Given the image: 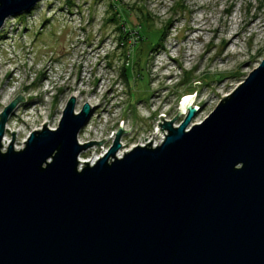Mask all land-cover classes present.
<instances>
[{"label":"water","instance_id":"water-1","mask_svg":"<svg viewBox=\"0 0 264 264\" xmlns=\"http://www.w3.org/2000/svg\"><path fill=\"white\" fill-rule=\"evenodd\" d=\"M39 1L0 0V30ZM188 96L161 144L117 157L120 124L91 165L105 140L78 143L93 110L74 97L56 130L3 151L18 95L0 114V264H264V58L199 124Z\"/></svg>","mask_w":264,"mask_h":264},{"label":"rangeland","instance_id":"rangeland-1","mask_svg":"<svg viewBox=\"0 0 264 264\" xmlns=\"http://www.w3.org/2000/svg\"><path fill=\"white\" fill-rule=\"evenodd\" d=\"M87 2L97 17L88 28L66 25L59 14L40 30L46 22L43 17L42 25L27 34L28 43L14 45L15 54L0 49V114L18 95L42 94L47 101L43 114L27 119V126L9 118L1 143L5 139L10 143L15 132L13 148L20 150L29 135L45 123L56 130L68 99L77 93L76 113L85 103L94 104L91 123L78 135V143L108 142L80 158L90 163L103 156L120 124L128 131L119 140L116 155L121 156L142 146L149 136L157 133L163 137L164 133L156 132L159 117L166 122L174 119L184 96L195 95L193 106L199 110L191 124L201 123L264 58V0ZM109 4L119 13L118 24L107 22L112 13ZM97 6L105 8L104 19L96 13ZM168 21L172 23L163 45L149 54ZM118 27L127 34V44L121 49H117ZM135 32L140 41L128 34ZM124 61L126 82L120 77ZM50 65L55 74L48 77L50 86L41 90ZM182 120L183 116L178 117L173 126ZM8 145L2 143L3 151Z\"/></svg>","mask_w":264,"mask_h":264},{"label":"built area","instance_id":"built-area-1","mask_svg":"<svg viewBox=\"0 0 264 264\" xmlns=\"http://www.w3.org/2000/svg\"><path fill=\"white\" fill-rule=\"evenodd\" d=\"M116 11V9H115ZM96 13L104 19L106 10L105 8H101L97 6ZM62 16V20L68 24H77L78 29H82L83 27L88 28L91 21L95 19L96 15L90 10L89 2L86 3V0H40L36 5L30 10L29 13L22 14L17 17H10L8 18L3 27L0 30V49L4 48L10 54H15L14 45L18 43H28V36L27 34L29 31L35 29L39 24H41L42 18L44 17L43 25L41 26L40 30L48 24L47 20L52 19L53 16L57 15ZM97 18V17H96ZM103 22V21H102ZM74 26V25H73ZM124 33H126L124 31ZM131 36H135L138 38V32L130 34ZM117 41V39H116ZM51 64H55L56 62L50 60ZM58 65V64H57ZM51 68L48 70L49 74L47 77H44V85H42L41 90L47 89L48 86L51 84V79L48 77H53L55 71L50 65ZM49 75V76H48ZM46 92H48L46 90ZM25 101L23 103H19L13 112L9 115L8 119L11 118V122L15 121L18 124H22L23 126H27L28 122L27 119H36L43 114L42 108H45L46 100H43L42 94H28L24 95ZM33 100V102H31ZM91 109L93 107L91 106ZM7 119V120H8ZM92 119V118H91ZM91 119H89L87 125L91 123ZM10 122V123H11ZM35 123V121H34ZM9 122L6 123V127H8ZM86 125V126H87ZM7 129V128H6ZM159 127L156 128V132L164 133L163 137L156 136V139H153L152 136H149L144 142L140 145L145 146L146 144L151 142L152 147H156L162 143L165 137V132L159 131ZM18 134V133H17ZM108 142L104 141L102 144L106 145ZM93 147L87 149L85 152H89ZM98 147V146H97ZM98 149H102V146H99ZM2 150L4 148L2 147ZM79 156V161H82ZM97 158V157H96ZM96 158L91 159L89 164H94L96 162ZM82 164V162H80Z\"/></svg>","mask_w":264,"mask_h":264},{"label":"trees","instance_id":"trees-1","mask_svg":"<svg viewBox=\"0 0 264 264\" xmlns=\"http://www.w3.org/2000/svg\"><path fill=\"white\" fill-rule=\"evenodd\" d=\"M114 5H112V4H109L108 5V9L109 10H111L112 11V13L108 16V18H107V22H110V23H117L118 24V22L120 21L118 18H117V16H119L118 14V12H116L115 10H114V7H113ZM171 21H168V22H166L165 23V25L164 26H162V28L160 29V31H159V39H158V43L154 46V47H152L151 48V50L149 51V54L153 51V50H155V49H157L158 47H160V46H162L163 45V43H164V41H165V39H166V37H167V33H168V31H169V27L171 26ZM140 26V25H139ZM116 30L119 32V34H120V36H119V38L117 39V42H118V47H117V49H121L124 45H126L127 43H126V41H127V34L126 33H124L123 32V27H118V28H116ZM138 35V38H137V40L138 41H140V38H139V34H137ZM127 55L128 54H126V58H125V61L128 59V57H127ZM124 61V63H123V66H122V72H121V79H123L125 82L127 81V78H126V62Z\"/></svg>","mask_w":264,"mask_h":264},{"label":"bare ground","instance_id":"bare-ground-1","mask_svg":"<svg viewBox=\"0 0 264 264\" xmlns=\"http://www.w3.org/2000/svg\"><path fill=\"white\" fill-rule=\"evenodd\" d=\"M73 95H74V97H76V98L78 97L77 93H74ZM188 97H189V96H188ZM190 97H193V98H194V96H190ZM184 98H187V96L184 97ZM184 98H183V99H184ZM77 99H78V98H77ZM181 101H182V100H181ZM181 101H180V102H181ZM89 104H92V102H89ZM92 107H94V104H92ZM3 135H4V133H3ZM157 135H158L157 133H156V135H153V136H152L153 139H156L155 137H156ZM123 136H124V135H123ZM123 136H122L121 138H123ZM4 138H5V137H4ZM2 143H3L4 146H7V145L9 144V143H8V140H6V139H5L4 141H2ZM2 143H1V144H2ZM123 154H124V153H123ZM123 154H122V155H123ZM122 155H121V156H122ZM121 156H120V154L117 155V157H121ZM81 160H82V161H80V162H82V163H84V162L86 161V160H84V159H81ZM89 161H90V160H89Z\"/></svg>","mask_w":264,"mask_h":264},{"label":"flooded vegetation","instance_id":"flooded-vegetation-1","mask_svg":"<svg viewBox=\"0 0 264 264\" xmlns=\"http://www.w3.org/2000/svg\"><path fill=\"white\" fill-rule=\"evenodd\" d=\"M125 136V135H124Z\"/></svg>","mask_w":264,"mask_h":264}]
</instances>
